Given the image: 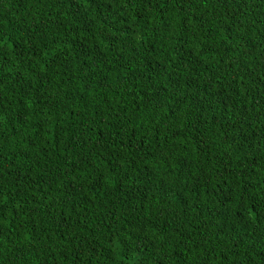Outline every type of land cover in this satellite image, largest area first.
<instances>
[{"label":"trees","instance_id":"16d2710c","mask_svg":"<svg viewBox=\"0 0 264 264\" xmlns=\"http://www.w3.org/2000/svg\"><path fill=\"white\" fill-rule=\"evenodd\" d=\"M0 264H264V0H0Z\"/></svg>","mask_w":264,"mask_h":264}]
</instances>
